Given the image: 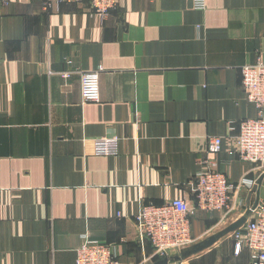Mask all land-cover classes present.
<instances>
[{
	"label": "crops",
	"instance_id": "obj_1",
	"mask_svg": "<svg viewBox=\"0 0 264 264\" xmlns=\"http://www.w3.org/2000/svg\"><path fill=\"white\" fill-rule=\"evenodd\" d=\"M196 1L120 0L106 19L39 0L0 12V264H75L84 237L113 246L116 264L158 262L134 219L143 204H192L207 156L255 185L232 193L230 214L198 211L186 249L264 211V166L229 153L257 117L241 68L264 62V0ZM100 67V100L85 103L77 72ZM114 137L118 155L95 154ZM235 232L179 264H252Z\"/></svg>",
	"mask_w": 264,
	"mask_h": 264
},
{
	"label": "built area",
	"instance_id": "obj_2",
	"mask_svg": "<svg viewBox=\"0 0 264 264\" xmlns=\"http://www.w3.org/2000/svg\"><path fill=\"white\" fill-rule=\"evenodd\" d=\"M46 10L58 8L62 4L89 6V11L100 19H106L116 11L120 0H39ZM160 1V0H150ZM10 5V0H0V12ZM196 7L204 10L203 0L196 1ZM74 66L72 59L67 61ZM75 72L60 73L69 80ZM81 79L82 98L85 103L100 100V76L102 68L89 72H77ZM242 88L248 103L257 110V117L240 123L238 133L230 137L232 146L229 153L239 160L264 166V62L258 59L253 64L241 68ZM119 139L103 138L94 142L95 154L116 156L119 153ZM223 139H208L207 154L218 155L222 152ZM216 158L204 157L202 169L192 179L191 184L195 201L174 200L163 205L143 204L135 223L142 235L148 240L158 256L164 259L179 253L193 243L192 223L198 211L230 214L235 210L232 193L240 186L252 188L255 182L243 180L238 185L218 170ZM235 254L244 248L252 253V264H264V211L254 208L247 223L234 233ZM75 264H116L115 252L111 245L84 237L76 251ZM172 264H179L172 263Z\"/></svg>",
	"mask_w": 264,
	"mask_h": 264
},
{
	"label": "water",
	"instance_id": "obj_3",
	"mask_svg": "<svg viewBox=\"0 0 264 264\" xmlns=\"http://www.w3.org/2000/svg\"><path fill=\"white\" fill-rule=\"evenodd\" d=\"M250 212L251 211H248L238 222H236L232 226L228 227L227 229H225L223 232L219 233L218 235L209 238V240L205 241L204 243H201V244L195 245L193 247H190L188 249L182 250L180 253L172 254L170 257L161 259L154 264L178 263L184 259H187L189 257H192L195 254L200 253L201 251L212 246L220 238L228 235L229 233L235 232V231L239 230L242 226H244L246 224L249 216H250Z\"/></svg>",
	"mask_w": 264,
	"mask_h": 264
}]
</instances>
